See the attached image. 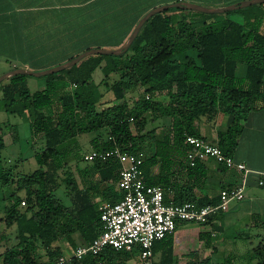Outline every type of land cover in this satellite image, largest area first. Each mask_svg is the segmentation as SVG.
<instances>
[{
  "label": "trees",
  "instance_id": "obj_1",
  "mask_svg": "<svg viewBox=\"0 0 264 264\" xmlns=\"http://www.w3.org/2000/svg\"><path fill=\"white\" fill-rule=\"evenodd\" d=\"M255 6L226 12H239L242 21L171 7L150 16L121 54L87 55L43 75L44 86L34 91L28 87L27 74L0 82V110L24 117L34 137L43 140L35 153L38 168L20 173L2 157L4 135L15 128L0 119V223L4 224L0 245L9 239L5 230L15 227L13 244L0 251V264H57L63 254L59 241L72 252L102 232V201L114 202L123 194L116 189L121 164L116 158L85 160L77 138L82 133H97L91 139L92 149L118 146L143 156L141 176L147 184L163 188L165 202L218 203L219 195L198 198L195 183L173 181L172 168L178 164L189 177L200 170L201 161L191 166L186 156L185 137L200 136L195 120L220 112L230 115L231 122L218 130L216 144L234 157L241 121L264 105V3L250 10ZM96 69L99 79L94 78ZM139 87L146 94L130 103L127 94ZM164 116H170L171 123L163 132L156 126L147 128L150 121ZM72 160L85 163L74 168ZM153 167H157L154 173ZM184 223L178 221L172 234L153 244L150 257L160 253L152 264H211L210 257H197V248L188 240L175 242V232ZM199 236H207L210 244V232ZM262 242L244 253L248 264L253 259L252 264H264ZM133 252L106 247L98 254L72 257L67 264H126ZM180 254L189 258L179 262ZM234 255L227 254L224 264H233Z\"/></svg>",
  "mask_w": 264,
  "mask_h": 264
},
{
  "label": "crops",
  "instance_id": "obj_2",
  "mask_svg": "<svg viewBox=\"0 0 264 264\" xmlns=\"http://www.w3.org/2000/svg\"><path fill=\"white\" fill-rule=\"evenodd\" d=\"M176 1L180 0H0V48L55 47L51 44H42L47 40L40 35L41 33L58 32L106 33L112 39L106 42L103 47L115 48L125 41L139 18L148 10ZM188 1L204 3L209 6H221L241 0ZM258 4L253 5L257 6ZM256 6L250 10L258 8ZM261 6L263 7V5ZM175 13L179 15V11H175ZM240 15L239 13L234 19L242 21L243 15ZM262 30L264 31V23ZM27 65L29 64L27 63ZM231 119L230 115L220 112L211 119L202 116L195 120L194 125L201 137L211 143H217L219 140L218 130L226 127ZM165 120H167L165 124L171 123L170 116H164L156 119L155 122L160 123L154 126L163 129L162 125ZM241 123L243 126L234 151V158L243 161L250 169L246 177L245 197L241 200L230 201L225 210L218 211L212 217L208 222L209 228L206 229L211 236H215V239L230 238L234 243L232 227H236L237 234H241L253 226H257L264 232V190L257 189L264 187V105L249 113L247 120H242ZM88 134L86 140L90 141V145L84 153L93 148L91 139L97 136L96 132ZM200 163L199 172L190 177L178 164L172 168L176 170L172 180L178 183H195L192 187L198 198L205 195L209 198H217L221 188L235 185L243 177L241 171L229 168L213 158H207ZM156 171L157 167H153L152 172ZM260 180L263 183L260 184ZM81 186H83L82 183ZM116 189H118L117 185ZM249 190L255 195L254 198L248 195ZM167 194L170 196L172 192L169 190ZM186 226L190 225L184 223L179 228ZM75 237L78 238L77 235ZM262 240L264 246V238ZM58 244L63 246V253H71L64 241H59ZM231 252L234 253V251ZM262 252H264V247ZM152 263L153 261H151Z\"/></svg>",
  "mask_w": 264,
  "mask_h": 264
},
{
  "label": "built area",
  "instance_id": "obj_3",
  "mask_svg": "<svg viewBox=\"0 0 264 264\" xmlns=\"http://www.w3.org/2000/svg\"><path fill=\"white\" fill-rule=\"evenodd\" d=\"M185 143L188 146L187 161L191 166L198 161L213 158L229 168L241 171L242 179L235 185L221 188L216 204L199 205L194 201L167 203L164 201L163 188L147 184L142 178L140 164L143 156L123 151L118 146L107 150L91 149L84 154L85 160L118 159L121 167L117 186L123 194L117 201L102 203V232L89 243L77 245L71 253L60 255L57 264H67L72 257L81 259L88 254H98L106 247L137 251L142 258H149L153 252V244L172 234L178 221L206 225L209 217L225 210L230 201L245 197L246 177L250 169L243 161L225 154L216 143L201 136L187 135ZM259 183L263 181L260 180ZM98 264L103 263L99 261Z\"/></svg>",
  "mask_w": 264,
  "mask_h": 264
},
{
  "label": "rangeland",
  "instance_id": "obj_4",
  "mask_svg": "<svg viewBox=\"0 0 264 264\" xmlns=\"http://www.w3.org/2000/svg\"><path fill=\"white\" fill-rule=\"evenodd\" d=\"M204 4V3H201ZM205 5V4H204ZM209 6V5H206ZM196 11V10H193ZM193 13V12H191ZM239 12H218L212 13L213 18H222L228 16L232 19L237 17ZM241 16V15H240ZM243 20V19H242ZM40 37H43L47 42H42V44H51L50 48H0V75L7 72L10 69L15 67H24L29 66V68L34 70L46 69L51 66H55L59 63H62L63 58H68L74 52L77 54L87 47H103L104 44L110 41L112 38L110 35L106 33H41ZM27 63L29 65H27ZM101 72L99 69H96L94 72V78H100ZM27 84L30 90L34 91L37 89H41L44 86V78L43 76H34L27 74ZM145 91L143 87H139L136 91L129 92L126 96L127 100L130 103L136 98H139L145 95ZM156 97V96H155ZM154 97V98H155ZM156 98H161V96H157ZM165 99V97H163ZM0 119L5 121L8 124L14 125L15 130H9L5 135L6 146L2 149V157L7 165L15 164V170L20 173H29L34 169L38 168V163L35 158L36 151H39L43 147V140L37 136L33 139V134L31 131L30 122L24 119V117L19 115H14L6 112L5 110H0ZM160 122L150 121L147 124V128H150ZM167 120L163 122V129H158L164 131L168 127ZM88 133H82L78 135V140L80 142V152L84 153L89 149L90 141H87ZM71 165L76 167H81L85 162L72 160L69 161ZM258 190H264V187H258ZM10 190L6 188L4 192ZM248 195L251 198H254L255 195L250 190L248 191ZM2 195L0 191V215H2V204L3 200H1ZM23 205V204H22ZM188 225L184 228H178L175 232V242H181L183 240H188L189 243L197 248V257L199 259H203L206 257H210L211 264H224L225 257L231 251H234V259L233 264H248L247 256L244 253L252 252V248L258 243L262 242V238H264V232L261 231L257 226H253L250 229L242 232L241 234H237L235 232L236 227H232L233 240L235 243L231 241L230 238L226 239H215V236L211 237L210 244H207L208 237L203 236L200 237L199 233H209L207 232V228H209L208 223L197 224L187 222ZM0 228L4 229V224L0 223ZM15 228V227H13ZM10 228L5 230L7 234H9V239L2 241L0 245V251L4 249L5 246L11 245L14 242V230ZM223 235V234H220ZM250 249V251H249ZM160 250H157L153 257L149 258H141L140 253L135 251L132 253V256L126 260V264H151V261L157 260ZM242 254L244 255L243 257ZM189 258V255L180 254L178 255L179 262L185 261ZM255 260L251 261V264L254 263Z\"/></svg>",
  "mask_w": 264,
  "mask_h": 264
},
{
  "label": "water",
  "instance_id": "obj_5",
  "mask_svg": "<svg viewBox=\"0 0 264 264\" xmlns=\"http://www.w3.org/2000/svg\"><path fill=\"white\" fill-rule=\"evenodd\" d=\"M264 0H241L236 3H231L227 5H221V6H206L198 2L194 1H188V0H180L176 2L171 3H165L158 5L156 7H153L152 9L148 10L144 15H142L139 20L137 21L136 25L134 26L131 33L128 35V37L125 39V41L118 47L112 48V47H89L78 54L74 55L72 58L59 63L55 66L48 67L46 69L41 70H34L27 66L24 67H15L13 69L8 70L7 72L0 75V82L4 80L7 77H10L12 75L16 74H28V75H34V76H43L46 74H50L53 72L60 71L62 69H65L67 67H70L77 63L79 60H81L83 57L90 55V54H121L124 51H126L130 44L133 42L134 38L138 34L140 28L144 24V22L153 14L157 12H161L165 9H168L170 7H182L185 9H191V10H197L205 13H218V12H227L230 10H235L243 7H247L249 5L262 3Z\"/></svg>",
  "mask_w": 264,
  "mask_h": 264
}]
</instances>
